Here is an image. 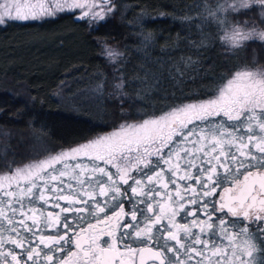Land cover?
<instances>
[{
    "label": "snow or ice",
    "instance_id": "obj_1",
    "mask_svg": "<svg viewBox=\"0 0 264 264\" xmlns=\"http://www.w3.org/2000/svg\"><path fill=\"white\" fill-rule=\"evenodd\" d=\"M114 8V0H0V26L77 9L91 24ZM205 10L198 23L212 18L230 48L264 41L255 21L233 17L258 12L264 24V0H216ZM103 54L111 62L123 56L107 45ZM117 73L123 104L126 81ZM258 247L264 250V69L240 67L203 99L145 113L0 174V264H255Z\"/></svg>",
    "mask_w": 264,
    "mask_h": 264
},
{
    "label": "trees",
    "instance_id": "obj_2",
    "mask_svg": "<svg viewBox=\"0 0 264 264\" xmlns=\"http://www.w3.org/2000/svg\"><path fill=\"white\" fill-rule=\"evenodd\" d=\"M114 3L97 24L65 12L0 26V172L145 113L203 99L240 67H264V42L233 49L218 38L223 32L212 18L198 23L216 0ZM104 45L123 56L111 62ZM118 68L128 94L123 104L114 87ZM254 256L255 264H264V250L258 247Z\"/></svg>",
    "mask_w": 264,
    "mask_h": 264
},
{
    "label": "rangeland",
    "instance_id": "obj_3",
    "mask_svg": "<svg viewBox=\"0 0 264 264\" xmlns=\"http://www.w3.org/2000/svg\"><path fill=\"white\" fill-rule=\"evenodd\" d=\"M31 2H33V3H36V2H39V0H31ZM113 11H114V9H113ZM112 11V12H113ZM79 12H80V10H73V13H75L76 14V16L77 17H79ZM112 13H110L109 15H111ZM109 15H106L105 16V19L109 16ZM254 15V16H253ZM233 17H234V22H244V21H247L248 23H252L253 21H255V23L260 27V28H264V24H261L260 23V20H259V13L257 12V13H254V14H251V15H245V16H241V15H239V14H233ZM46 18H49V17H45L44 19H46ZM7 22V21H6ZM100 21H94L93 23L94 24H97V23H99ZM223 35H224V33H223ZM250 42V41H249ZM254 42V41H253ZM259 42H264V41H259ZM224 43L228 46V47H230L229 46V44L226 42V41H224ZM247 43V42H246ZM109 48H111V47H109ZM252 69H264V67H262V66H256V67H253ZM187 103H189V102H186L185 104H187ZM137 121V120H136ZM136 121H129V122H125V123H135ZM125 123H123V124H125ZM118 128V127H117ZM117 128H115V129H117ZM115 129H113V130H115ZM113 130H111V131H108V132H104V133H100V134H98V135H96V136H94V137H92V138H90V139H88V140H86V141H84V142H80V143H77V144H74V145H71V146H73V147H75V146H78V145H80V144H82V143H87V142H89L90 140H92V139H94V138H96V137H98V136H100V135H104V134H109V133H111ZM38 149L37 150H43V145H39V147H37ZM69 148V146L68 147H66V148H62V149H60V150H58V151H56V152H52V153H47V155H45L43 158H41V159H39V160H36V161H41V160H43V159H45V158H47V157H49L50 155H54V154H58L61 150H67ZM36 161H33V162H30V163H27V164H25V165H21V166H18V167H23V166H26V165H29V164H31V163H34V162H36ZM58 167V166H57ZM14 168H17V167H14ZM4 172H6V171H4ZM4 172H0V174H3ZM61 202H64V201H61ZM40 203H43V202H40ZM49 206H51V205H48L47 207H49ZM48 209V208H47ZM29 223H30V221H29Z\"/></svg>",
    "mask_w": 264,
    "mask_h": 264
},
{
    "label": "flooded vegetation",
    "instance_id": "obj_4",
    "mask_svg": "<svg viewBox=\"0 0 264 264\" xmlns=\"http://www.w3.org/2000/svg\"><path fill=\"white\" fill-rule=\"evenodd\" d=\"M61 206H65V202H60ZM49 211H56L59 212V209H53L52 206L47 207ZM125 210L127 211V206L125 208ZM63 215H67V214H61V219L63 220ZM191 219V217H190ZM178 222H179V217L177 218ZM249 227L251 228V225H249ZM55 231V229H48L47 232H52ZM47 234V233H46ZM104 239H107V237H105Z\"/></svg>",
    "mask_w": 264,
    "mask_h": 264
}]
</instances>
